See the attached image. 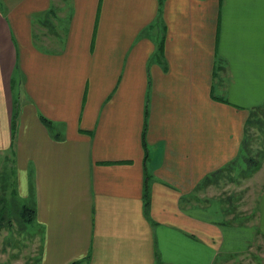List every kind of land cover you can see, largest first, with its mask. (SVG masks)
Listing matches in <instances>:
<instances>
[{
  "label": "crops",
  "instance_id": "crops-1",
  "mask_svg": "<svg viewBox=\"0 0 264 264\" xmlns=\"http://www.w3.org/2000/svg\"><path fill=\"white\" fill-rule=\"evenodd\" d=\"M262 106L264 0H0V150L38 264H264V187L251 224L190 199Z\"/></svg>",
  "mask_w": 264,
  "mask_h": 264
},
{
  "label": "rangeland",
  "instance_id": "rangeland-1",
  "mask_svg": "<svg viewBox=\"0 0 264 264\" xmlns=\"http://www.w3.org/2000/svg\"><path fill=\"white\" fill-rule=\"evenodd\" d=\"M40 22L44 26L39 28L38 43L48 48L56 47L63 37L64 22L57 14H48ZM16 175L12 150H0V207H4V220L0 225V264H38L40 231L32 222L21 219L20 208L23 204L32 208V202L19 192ZM263 187L264 106L251 112L241 156L204 179L190 199L218 200L224 207L225 217L251 224L255 221ZM259 241L264 243V239ZM253 249L264 251V246H253Z\"/></svg>",
  "mask_w": 264,
  "mask_h": 264
},
{
  "label": "trees",
  "instance_id": "trees-1",
  "mask_svg": "<svg viewBox=\"0 0 264 264\" xmlns=\"http://www.w3.org/2000/svg\"><path fill=\"white\" fill-rule=\"evenodd\" d=\"M161 2H162V0H159V3H161ZM249 118H250V116H249ZM248 121H249V119H248ZM248 121H247V124H248ZM43 122L47 126H50V121L49 120H47V119L44 118L43 119ZM207 177H209V176H207ZM207 177L205 179H207ZM144 196H145V209H146V207L148 205V200H147V187H145ZM0 201H1V199H0ZM3 208H4L3 206L0 207V225L3 222V220H4ZM19 214L21 216V219L24 220V222L31 223L32 222V219H33V216H34V210H33V208H30V207H28V206H26V205L23 204L22 207L20 208ZM71 264H74V262H72Z\"/></svg>",
  "mask_w": 264,
  "mask_h": 264
}]
</instances>
